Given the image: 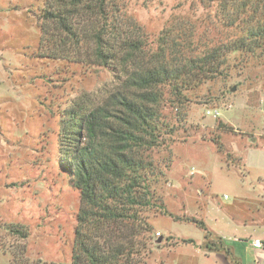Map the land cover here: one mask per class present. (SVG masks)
I'll use <instances>...</instances> for the list:
<instances>
[{
	"label": "rangeland",
	"instance_id": "obj_1",
	"mask_svg": "<svg viewBox=\"0 0 264 264\" xmlns=\"http://www.w3.org/2000/svg\"><path fill=\"white\" fill-rule=\"evenodd\" d=\"M45 2L0 0V264H12L17 245H26L32 259L71 262L81 195L59 166L60 116L83 94L99 100L115 86L109 69L39 56ZM217 9L204 0H127L125 12L156 48L161 32L176 22L194 25L196 35L208 40L226 38ZM249 59L187 94L181 110L170 89L165 90L169 134L165 145L147 153L162 172L156 185L158 208L145 213L156 241L141 264H205V254L194 246L181 247V259H172L168 249L185 239L200 241L205 232L191 219L202 221L213 196L232 204L235 184L245 177L251 183L257 175L245 164L244 148L249 138L264 145L257 136L264 133V56ZM208 110L220 116L214 118ZM220 122L234 132L226 133ZM214 141L232 158L220 153ZM6 224L28 228L29 238L11 236Z\"/></svg>",
	"mask_w": 264,
	"mask_h": 264
},
{
	"label": "trees",
	"instance_id": "obj_2",
	"mask_svg": "<svg viewBox=\"0 0 264 264\" xmlns=\"http://www.w3.org/2000/svg\"><path fill=\"white\" fill-rule=\"evenodd\" d=\"M204 1L217 5L226 38L208 40L196 35L194 25L176 22L152 48L142 27L126 15L127 0H46L39 56L109 69L115 86L99 100L83 94L60 116L59 166L81 195L71 262L32 259L26 245H17L12 264L142 263L156 241L145 213L158 208L162 172L147 153L165 145L169 134L165 90L181 110L187 94L228 75L238 63L264 56V0ZM219 127L234 132L224 122ZM214 142L220 153L227 152ZM191 222L205 232L204 248L230 256L205 222ZM4 228L23 241L29 238L28 228L19 224Z\"/></svg>",
	"mask_w": 264,
	"mask_h": 264
},
{
	"label": "crops",
	"instance_id": "obj_3",
	"mask_svg": "<svg viewBox=\"0 0 264 264\" xmlns=\"http://www.w3.org/2000/svg\"><path fill=\"white\" fill-rule=\"evenodd\" d=\"M257 136L264 139V133ZM249 139L250 142L244 148L245 164L257 171L254 180L249 183L245 177L235 184V200L232 204L214 199L212 195L202 215L207 227L224 240L230 249V256L223 251H208L204 248V234L198 242L194 240L192 244L170 247L168 253L174 255L172 259L185 256L181 247L194 246L205 254V264H264V251L253 246L255 239L264 240V145L261 143L258 146L257 141H252L255 138ZM244 140L245 137L240 140L243 145ZM224 199L228 198L225 196ZM180 264L185 262L181 260Z\"/></svg>",
	"mask_w": 264,
	"mask_h": 264
},
{
	"label": "built area",
	"instance_id": "obj_4",
	"mask_svg": "<svg viewBox=\"0 0 264 264\" xmlns=\"http://www.w3.org/2000/svg\"><path fill=\"white\" fill-rule=\"evenodd\" d=\"M261 105H262V111L264 112V95L261 99ZM208 115H211L213 116L214 118H218L220 116V112L217 111V110H208ZM253 246L256 248V249H259V250H263L264 251V240L262 239H255L253 241Z\"/></svg>",
	"mask_w": 264,
	"mask_h": 264
},
{
	"label": "water",
	"instance_id": "obj_5",
	"mask_svg": "<svg viewBox=\"0 0 264 264\" xmlns=\"http://www.w3.org/2000/svg\"><path fill=\"white\" fill-rule=\"evenodd\" d=\"M252 141H256L255 139H253ZM163 239H160L157 243L160 244L162 242Z\"/></svg>",
	"mask_w": 264,
	"mask_h": 264
}]
</instances>
